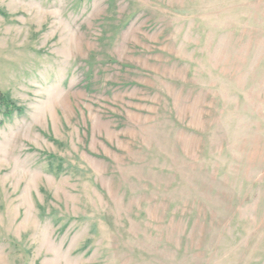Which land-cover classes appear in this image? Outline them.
<instances>
[{
  "label": "rangeland",
  "instance_id": "1",
  "mask_svg": "<svg viewBox=\"0 0 264 264\" xmlns=\"http://www.w3.org/2000/svg\"><path fill=\"white\" fill-rule=\"evenodd\" d=\"M0 264H264V0H0Z\"/></svg>",
  "mask_w": 264,
  "mask_h": 264
},
{
  "label": "trees",
  "instance_id": "2",
  "mask_svg": "<svg viewBox=\"0 0 264 264\" xmlns=\"http://www.w3.org/2000/svg\"><path fill=\"white\" fill-rule=\"evenodd\" d=\"M0 103L1 106H3L7 112H13L14 110H16V107H14L15 105L11 101H9L1 92Z\"/></svg>",
  "mask_w": 264,
  "mask_h": 264
}]
</instances>
